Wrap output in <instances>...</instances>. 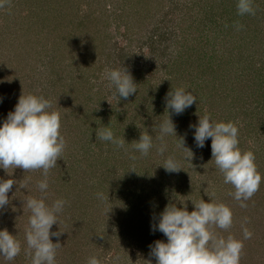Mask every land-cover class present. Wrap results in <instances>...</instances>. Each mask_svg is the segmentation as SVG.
I'll list each match as a JSON object with an SVG mask.
<instances>
[{"label": "rangeland", "instance_id": "rangeland-1", "mask_svg": "<svg viewBox=\"0 0 264 264\" xmlns=\"http://www.w3.org/2000/svg\"><path fill=\"white\" fill-rule=\"evenodd\" d=\"M228 1L237 8V0ZM252 6L255 14L236 15L239 22L228 21L223 13L221 15L224 0H8L6 6L0 8V121L14 110L21 95L49 98L51 110L60 114V133L66 149L57 160V166L49 170L48 177L53 175L58 180L62 176L65 180L62 189L69 190L62 197L49 192V188L46 193L38 192V179L44 178L41 170H37L40 177H34L33 191L20 196L14 187L15 193L9 196L10 204L0 209V229L6 228L16 236L21 243L20 254L26 259L23 262L20 254L12 261L0 257L2 264H20L19 260L21 264H30V258L25 255V230L30 213L25 206L17 205L29 197L41 196L49 205L57 199L66 201L58 215V225L52 227V231L63 232L58 240L52 238L61 245L56 251V264H65L66 253L72 245L75 247L70 241L75 235L87 239L88 244L80 246L94 248L93 256L100 264H148L149 260L155 264L145 243L156 237L150 231V221L155 223V217L165 207L159 201L163 190L158 187L161 177L169 176L162 167L163 160L179 153L182 157L184 149L178 146L175 136L170 135L164 137L167 145L164 155L156 150L161 143L157 139V122L167 119L166 100L162 102L163 98H158L157 101L162 102L158 104L151 98L139 97V101L133 98L118 103L114 89L103 76L104 69L122 65L129 69L137 86L148 90H162L169 85L173 89L184 87L192 91L197 101L183 112L184 118L168 110L176 133H181L177 137L184 138V147H188L191 140L186 137V127L191 124L190 115L209 113L212 121L225 122L229 120L224 117L230 105L235 104L244 111L248 105L254 106L253 99L264 100L261 95L264 92V0H253ZM183 19L193 23L187 29L190 33L184 30ZM251 22V26L247 25ZM237 25L242 27L237 28ZM66 37L71 39V46L70 42L66 43ZM64 47L66 49L60 51ZM256 48L258 52L254 54ZM88 50L92 57L87 55ZM53 56L58 63L53 61L55 66L51 69L46 62ZM75 71L77 76L84 72L87 77H77L81 84L73 96L62 94L61 98L52 93L55 82L66 90L74 88L76 81L70 77ZM139 77H142L141 83ZM205 91L212 94L198 98L200 92ZM259 110L264 112V103L259 102ZM258 118L256 121L262 120L264 126V114ZM235 125L244 126L236 119ZM105 126L111 128L117 138H124L123 148L98 138L96 133ZM249 127L254 129L249 137H260L257 132L263 130L259 131L253 123ZM146 130L152 134L154 147L147 156H141L133 145ZM207 141L211 143L210 139ZM248 143L254 145L257 140L247 139ZM72 153L77 156L73 157ZM132 155L137 158L131 159ZM200 158V169L196 164L193 178L187 179L194 184L197 197L180 198L177 203H184L192 210V202H199L201 198L227 205L232 211V226L227 230L213 227V231L243 242L239 264H264V195L259 189L244 202L247 206L241 207L230 195L234 188L223 182L218 168L213 177L207 176L203 181L206 173L202 172L203 175L201 171L205 168L207 172L214 171L215 163L206 153ZM191 159L194 162L196 158ZM255 164L263 175L264 152L255 156ZM20 169H0V173L3 178L16 179ZM97 193H104L105 200L98 199ZM65 195L70 199L69 205ZM85 197L89 198L88 203L82 200ZM79 201L88 205L83 220L89 223L91 230L86 226L80 234L72 235L76 229H70L71 219L82 212H75ZM16 218L18 221L14 224ZM244 228L252 233L250 239H244ZM84 233L91 234L87 237ZM157 236V240L166 241L159 231ZM66 246L69 249L64 252ZM88 259H80V264H88Z\"/></svg>", "mask_w": 264, "mask_h": 264}, {"label": "clouds", "instance_id": "clouds-1", "mask_svg": "<svg viewBox=\"0 0 264 264\" xmlns=\"http://www.w3.org/2000/svg\"><path fill=\"white\" fill-rule=\"evenodd\" d=\"M8 0H0V8H4ZM253 0H237V15H254ZM242 27L237 25V28ZM104 78L114 89L113 95L127 99L137 92L136 83L129 69L105 67ZM192 91L184 87L171 88L166 95L167 119L157 122L161 141L156 150L160 155L167 151L165 136H175L178 146L186 149L189 156L193 152L184 147V138H178L176 128L170 118L172 114L180 115L196 102ZM2 102V98H0ZM52 104L44 96L33 94L21 95L14 110L0 121V169L21 168L26 171L41 170L43 179L36 187L41 193L49 188V170L57 166L65 149L66 142L60 133V114L51 110ZM193 139L198 148H203L207 140H211V155L219 172L223 174V182L230 184L234 192L233 198L244 203L258 191L262 176L255 164L252 151H241L239 148L238 128L229 122H214L208 114L199 116L196 124H190ZM101 141L110 142L123 148L124 138H117L111 128L105 126L96 133ZM141 156H147L154 147L152 134L146 130L140 133L139 139L133 145ZM131 159L137 157L132 155ZM162 167L167 172L182 170L176 159L169 155ZM16 184L14 179L0 178V209L10 204L8 193ZM97 198L105 200L104 193H97ZM107 200L108 194H107ZM29 210L28 227L25 230L27 249L25 255L30 258V264H56V251L60 243H54L52 238H58L62 231H52L53 225H58V215L63 211L66 201L57 199L51 205L45 198L29 197L25 202ZM193 210L188 211L187 205L176 203L166 204L155 217V223L150 221V231L163 234L165 240H156L150 248V256L155 258V264H239L243 242L229 235L227 238L218 235L213 227L227 230L233 224L231 209L223 203L206 202L200 199L193 203ZM108 212V211H107ZM106 212V213H107ZM244 239H250L252 233L243 229ZM21 253V243L16 236L6 228L0 229V257L12 261ZM2 264V262H0ZM88 264H100L95 256L89 257ZM151 264V260L148 261Z\"/></svg>", "mask_w": 264, "mask_h": 264}, {"label": "trees", "instance_id": "trees-1", "mask_svg": "<svg viewBox=\"0 0 264 264\" xmlns=\"http://www.w3.org/2000/svg\"><path fill=\"white\" fill-rule=\"evenodd\" d=\"M224 4H225V9L221 12V15L223 13V16L228 21L229 20L230 21H233V19L237 20L236 17H235L237 15V8L233 7V4L230 3V1H228V0H224ZM237 22H239V20H237ZM240 22H241V20H240ZM252 24H253V22L248 23L247 25L251 26ZM192 25H193V23L186 22L185 19H183L182 26H183V28H184L185 31H188L187 29H190V27ZM194 31H195V28H193L192 34L194 33ZM190 32L191 31H188V33H190ZM65 39H67V37ZM70 41H71V39H67L66 40V43H68V45H69V42ZM176 42H179V41L177 40ZM256 44L258 46L257 41H256ZM256 44H254V46H256ZM68 45H66V46H68ZM70 46H71V42H70ZM65 49H66V47H64L63 49L60 48V51L65 50ZM181 50H184V49H181ZM257 52H258V49L256 48V51H253V53L255 54ZM177 54H181V52H177ZM250 54H251V51H250ZM87 55H89L90 57H92L90 50H88V54ZM262 55H264V54H262ZM93 56H95V55H93ZM75 59L77 60L78 58L76 57ZM57 60H55V58L53 56V57H51L46 62V64H49L50 68L52 69L55 66V65H53V63H54L53 61H57ZM56 63H58V61ZM76 67L78 68V66H76ZM54 71H56V70H54ZM76 72L77 71H75L74 74L70 77L72 81L73 80L76 81L75 84H74V86H73L74 88H71L70 87V88H67L68 90H66L65 88H63V86L60 88L57 85V83L55 82L53 84L54 85V88H53L54 90H52V93H54L56 96H60L61 98H62V94L63 95H68V96H70V95L73 96L74 93H75L76 88L80 87L79 85L81 84L79 82V80H77V77H79V79H82L84 77H87L84 74V72L81 73L79 76H77L75 74ZM78 73H80V72H78ZM136 73H140V72L139 71H136ZM141 80H142V77H139V82ZM163 80L165 81V79H163ZM134 82L136 83V80ZM252 85H253V83H252ZM253 87H254V85H253ZM136 88H137V92L134 93V94H132V95H130L127 99L120 98L119 100H121V103L127 102L125 100L130 101L133 98L135 100L137 99L136 101H139V99H141V97H143V98L148 97V98L153 99L155 103L160 104V103H162V102H164L166 100V95L171 90V87L169 85L166 88H162V90H161V88H154V89H149L148 90V88H144V87L137 86V85H136ZM145 93H147V94L144 95ZM202 94H204V97H205L207 95H211L212 93H207L206 91L203 92V93L200 92V95L198 96V98L199 97H203ZM44 95H46V94H44ZM261 95H262V97L264 99V92H261ZM158 98H163L162 102L157 101ZM256 99H259V98L257 97V98H255V99H253L251 101V104H254V106L248 105L247 107H245L243 109L244 111H242V109H240V107L236 106L235 104L230 105L229 111L226 114V116L224 117V118H229V120L228 121H225V122L231 121V122H233L235 124V119H236L237 121L239 120L240 122H242L244 124V126H242V127L237 126V128H238V140H239V145L238 146H239V148L242 151H252L255 156H257L258 154H261L262 152H264V148H263V145H262V144H264V138H262L264 136V133H262V132H264V126L261 124L262 120L260 121V123H258L256 121V119L258 118V116H261V115L264 114V112L262 113V111L259 110V102L260 103H264V100L263 101H257L256 102ZM48 100H49V98H48ZM118 103H120V102L118 101ZM202 107L203 106L201 105V106H199L198 109L201 110ZM206 114L209 115V113H206ZM238 114L241 115V118L239 116H237ZM193 115L194 114L190 115L191 116L190 117L191 124H195L196 123V120L199 118V116H201V115H194V116H196V119H195V118H193ZM176 116L178 118H184L183 113L180 114V115H176ZM247 118L250 119L249 122H247ZM260 118L261 117H259L258 119H260ZM82 123L84 124L83 121H82ZM252 123L254 125H257L258 126V130L259 131L263 130L260 133L257 132L258 136H260V137H249L250 136V133L253 132L252 131L253 128L251 129L249 127V126L252 125ZM83 124H81V125L83 126ZM74 127H76V126H74ZM187 128H188V130H187L188 132L186 133V137H187L188 140H191V141L188 142V143H191V144H190V146H188L186 148L190 149L193 152V156L196 159H195L194 162H193L192 159L191 160L190 159H185L186 156H189V153H188V151L186 149H184V152H182V154H183L182 157H181V153L177 154L174 157L176 159V161L179 163V167L182 170H179V171H176V172H168V174H169L168 177H166V178H164V176L161 177L160 182L158 183V187L160 188V190H163V192H162L163 193V197L161 199L159 197V201H161V203H163V205H166V204H169V203H176L177 207H181L182 205L179 204V203H177V202H179L177 199H180V198H190V197L196 198L197 195L195 193L194 184L192 183L193 184L192 185L189 181H187V179L188 178L189 179H192L193 178V176L191 177V175H194L195 172H196L195 171L196 170L195 169V165L196 164L199 165V169H200V167H201V161H202V158H200V155H202L203 153H206V156L207 157H209V156L212 157V155H211V147H210L211 143H209L208 141H206L205 142V146L203 148H198L196 146V144H195L194 139H193V130L190 127H186V129ZM79 134H80L79 132L78 133L76 132V135H79ZM178 134H181V133L178 132ZM169 137H171V136L169 135ZM169 137H167V138L169 139ZM175 139H176V137H175ZM247 139H252V140L255 139V140H257V143L254 144V145H251V143H248L247 144ZM169 142L170 143H174L172 140H169ZM65 149H66V146H65ZM85 155H86V152L83 155V157ZM72 156L75 157L77 155L75 153H72ZM85 158L88 159L87 157H85ZM192 162L194 163L193 167L191 166L192 165ZM213 167H214V171H211L210 170L209 172H207L206 168L201 171V173L202 172H205L206 173V175H204L202 173L204 175V177L202 178L204 182L208 179V177L209 178L210 177H213L215 175V173H217V169L215 170V168H217L216 165H214ZM158 169H162V168H158ZM191 171H192V173H191ZM19 174L20 175L16 179H14V180H16V184L13 185L12 190L8 193L9 196H13V194L15 193V188L14 187L17 188V190H18L17 192L19 193L20 196H23L27 192L33 191L34 189H32V188H33V186L35 184L34 177L36 176V179H37L41 175V174H38L37 173V170H32V171H26L25 172L24 169H20L19 170ZM32 175H33L32 178H28V177H30ZM3 176H4L3 173H0V178H3ZM261 176H262V182H261V184L263 186L260 184V186H259V189H260L259 193L262 194V195H264V183H263L264 182V174L261 175ZM49 177H50V179L48 180L49 183H50L49 184V189H50L49 192L58 194L61 197L65 194V192H69V190H63L62 189L63 188L62 186H64V181H65L62 178V176L59 177L58 180H56V178L54 179L53 178V175H50ZM3 179H9V177L6 176ZM39 180H40V178L38 179V181ZM192 182H194L195 184H197V182H195V181H192ZM69 188H70V186H69ZM188 190H191V192H188ZM38 192H39V190H38ZM189 195H191V196H189ZM65 198L68 200V204L67 205H69V202H70L69 200L70 199H68L67 196ZM82 200L83 201H87V203H88L89 198L87 199V197H85V199H82ZM73 202H75V201H73ZM87 203L85 204V203L79 201L78 202V205H80V206H77L76 205V207H75L76 208L75 209V212L76 213L80 212V210L82 212H80V215L79 216L73 217L71 219L70 229H72V228H75L76 229V233L74 231H71V233L74 232L72 235H74V234H80L81 233L80 231L84 230V228H86V226H88V224H89L88 222H86V221L83 220L84 217H85V215H86V214H84L85 213V210L88 208ZM76 204H77V202H76ZM72 205L75 206V203H72ZM17 206L20 207V208L22 206H25L26 207L25 203H21V204H19ZM73 209H71V210H73ZM187 210L188 211H192V209H190V208H187ZM16 221H18V218L15 219L14 224L16 223ZM139 227L142 228L143 231H145V228L142 225H140ZM88 229L91 230L90 226H88ZM69 230H64V231L67 232ZM86 232H89V230H86ZM152 233H155V236L156 237L153 236V238H150L149 243L148 242L145 243L148 246V247L146 246L147 249H150L149 246L152 245L153 242L156 241L157 240V237H158L157 236V232H152ZM86 234H87V237H89L91 233H84V235H86ZM159 239H161V237ZM86 240H87L86 238H83V239L82 238H78V235H75L72 239H70V241H73L74 242L75 247L73 245L71 246L70 249H69L68 246L64 247L65 248V251L64 252H67L68 249H69V252L66 253L65 264H80V259H83L84 257H88L89 258V257H91V256H93V255L96 254V251H95L94 248H92V249H89V248L88 249H85L84 248V245L83 246H80L82 244H86V243L88 244V241L85 243ZM66 249H67V251H66ZM20 257H21V260L24 262L25 259H26V257H23V253L20 254ZM21 260H19V263L20 264L22 263Z\"/></svg>", "mask_w": 264, "mask_h": 264}]
</instances>
